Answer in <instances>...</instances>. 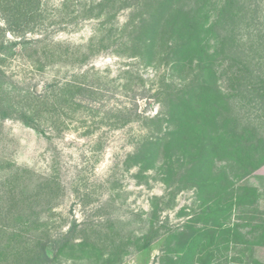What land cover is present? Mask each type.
<instances>
[{"label": "rangeland", "instance_id": "rangeland-1", "mask_svg": "<svg viewBox=\"0 0 264 264\" xmlns=\"http://www.w3.org/2000/svg\"><path fill=\"white\" fill-rule=\"evenodd\" d=\"M240 1L249 12L231 36L264 63V0ZM225 6L238 2L211 0L220 23L202 29L195 54L213 62V93L187 89L208 79L186 65L193 54L181 50L171 71L162 28L191 9L185 2L41 0L27 44L5 33L16 45L0 63L9 93L0 103V264H30L42 246L49 258L38 253L35 264H264V170L239 180L238 163L248 145L264 158V65L253 71L218 53ZM28 94L34 119L9 113ZM212 96L250 114L254 130L231 139L230 119L212 130L220 150L211 165L184 141L159 142L177 118L182 135L206 137L195 121L209 116Z\"/></svg>", "mask_w": 264, "mask_h": 264}, {"label": "trees", "instance_id": "trees-1", "mask_svg": "<svg viewBox=\"0 0 264 264\" xmlns=\"http://www.w3.org/2000/svg\"><path fill=\"white\" fill-rule=\"evenodd\" d=\"M177 5H181L184 2L191 5V9H186L185 14H178L175 21L170 23L171 25L169 27L162 28V32L165 37L166 41V47L168 50L171 51V54L173 56V63L171 65V71H177L180 68V60L178 58L180 51L182 50L185 53H191L193 54V57L190 59H187L186 65L189 66L192 70L193 68L198 69L197 72H199L201 75L203 72L208 73V79L203 81H197L198 79H189V83L187 84V89H190L193 93L196 92H202L207 91L209 93H213V89L215 88L213 85L214 83H210V76L215 75V69L213 70L214 65L213 62L210 60H206L203 57H200L199 55L203 52V46L200 42V38L202 36V29L207 27H213L216 25V23H220L218 18L212 17V9L210 7L211 0H174ZM238 2V6L234 9H228L227 6L222 9L225 11L223 12L222 16V30L224 31V35H221V39L218 41L217 44V51L218 53L223 54L224 56L229 57H236L241 62L245 63V67L249 68V66L252 65V70L255 71V69L258 67H262L264 63L262 61H256L255 58H252L251 61H249V58L247 57L246 51L243 48V45L235 41V38L231 36L232 28L230 25L235 23L237 19H242L244 17V14L246 15L249 10L244 8V6L241 4L240 0H236ZM41 0H0V11L2 12L5 28H0V63L6 58V53H11L13 50V47L16 45L13 42H8L5 39V33L10 32L13 33L16 36L21 37V45L27 44V41L24 40L25 34L28 32H31L34 30L33 21L36 19V16L38 14L39 8H40ZM165 2L159 1V6L161 5V8L164 6ZM192 4L194 7L192 8ZM158 6V7H159ZM185 8H188V6H184ZM199 11L197 12L196 11ZM204 10V12H201V10ZM229 10V11H228ZM204 13L203 16L208 20V24H203V19L201 17V13ZM256 12V11H255ZM233 14L235 16H233ZM197 15V16H196ZM181 16V18H180ZM254 22V19L245 22L247 28L251 26V24ZM151 45V44H150ZM149 45V47H150ZM185 49V50H184ZM7 51V52H6ZM197 56V57H195ZM172 60V59H171ZM218 67V66H216ZM2 71L0 70V74ZM253 74V73H252ZM257 77L253 74L251 78ZM244 79L242 77L241 81ZM241 87H245L243 91H246L247 93H250L251 90L247 88V84L243 85L241 84ZM217 90V89H216ZM215 90V91H216ZM241 90V89H240ZM8 92L3 89L2 82H0V103L3 104V102H6L8 100ZM29 95V94H28ZM35 98L38 97V95L34 92L33 94ZM25 104L23 105L19 104V108L15 109V105L13 103H9L8 109L10 112H19L21 119L29 118L31 120L34 119L36 116V113L38 112L37 109L34 108V106L31 108L29 102L33 101L34 98L32 96H25ZM213 101V102H212ZM181 99V107H183L184 103ZM19 103V102H18ZM17 103V104H18ZM46 103V102H45ZM208 105L210 104V114L209 116H204L203 120L201 122L195 121L196 124V130H200L203 133H207L206 137H203L200 139L199 142H197V138L195 136L191 137L182 135V131L180 128V124L177 119H173L174 125L171 127V131L169 132L167 138L163 136V134L160 135V138L158 139L160 141H170L171 143L178 139L179 141H184L187 143L188 147L186 152H197L198 156L202 154V164L211 165V157L210 154L215 153L220 150V146L218 145L217 141L213 138V135L211 134L212 130H217L219 128H223L222 125L225 124L226 121L229 119L232 121L233 127H232V134L231 139L236 136V132L243 130L246 127H250L251 130H254L253 125H255L254 119L251 117L250 114L241 115V109L237 107L235 102L228 103V107L222 108L218 103V98L215 96H212L210 99H207ZM28 104L30 109L25 108V105ZM263 108V107H262ZM8 116V113H6ZM28 114V115H27ZM224 129V128H223ZM195 132V131H194ZM223 132V131H222ZM220 132V133H222ZM193 134V133H192ZM219 135V133L215 134V136ZM241 136V134L239 135ZM245 142V141H244ZM220 144V143H219ZM247 143L245 142V145ZM232 148H235L238 150L237 146H239L237 143H232ZM249 147L251 145L245 146L247 149L244 151V153L240 154L243 160L238 159L239 168H241L242 173L239 175V180L244 179L245 177L251 175L255 171H257L260 167L264 166V158L263 159H257L256 155L252 152V149L250 150ZM189 153H184L185 155ZM188 158V157H187ZM192 161H190V168H188L187 173L191 171L195 165L196 159L194 161L195 157H192ZM257 161V162H255ZM255 162V163H254ZM194 175V174H193ZM42 246L40 249V253L38 252L37 248L32 250L28 259V263L35 264L37 260V254L39 253L40 259L38 258V261L47 260L49 257L47 255L46 249Z\"/></svg>", "mask_w": 264, "mask_h": 264}, {"label": "crops", "instance_id": "crops-1", "mask_svg": "<svg viewBox=\"0 0 264 264\" xmlns=\"http://www.w3.org/2000/svg\"><path fill=\"white\" fill-rule=\"evenodd\" d=\"M260 170H264V166L263 167H261L258 171H260Z\"/></svg>", "mask_w": 264, "mask_h": 264}]
</instances>
